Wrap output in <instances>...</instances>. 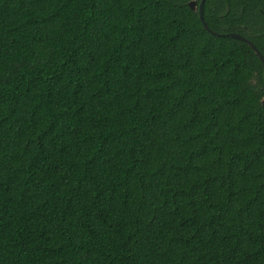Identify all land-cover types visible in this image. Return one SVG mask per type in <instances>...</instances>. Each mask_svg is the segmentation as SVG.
<instances>
[{"label": "trees", "instance_id": "trees-1", "mask_svg": "<svg viewBox=\"0 0 264 264\" xmlns=\"http://www.w3.org/2000/svg\"><path fill=\"white\" fill-rule=\"evenodd\" d=\"M188 1L0 0V264H264V0Z\"/></svg>", "mask_w": 264, "mask_h": 264}, {"label": "water", "instance_id": "water-1", "mask_svg": "<svg viewBox=\"0 0 264 264\" xmlns=\"http://www.w3.org/2000/svg\"><path fill=\"white\" fill-rule=\"evenodd\" d=\"M205 0H200L199 3H197L196 0H190L188 1V6L190 7V9H192L193 11H197L199 14V18L204 26V28L215 34V35H220L218 32L212 30L206 23V21L204 20V15H203V4H204ZM224 36H228V37H233L236 39H240L244 42H246L248 45H250L252 47V49L255 51V53L258 55L259 59L262 62L263 65V69H264V58L261 55L260 51L256 48V46L254 45V43H252L249 39H247L246 37H244L243 35L237 33V32H227V33H223ZM263 80H264V75H263ZM261 104L264 107V96L261 99Z\"/></svg>", "mask_w": 264, "mask_h": 264}]
</instances>
